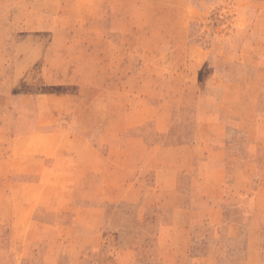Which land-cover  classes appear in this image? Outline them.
<instances>
[{
    "label": "rangeland",
    "instance_id": "obj_1",
    "mask_svg": "<svg viewBox=\"0 0 264 264\" xmlns=\"http://www.w3.org/2000/svg\"><path fill=\"white\" fill-rule=\"evenodd\" d=\"M0 264H264V0H0Z\"/></svg>",
    "mask_w": 264,
    "mask_h": 264
},
{
    "label": "crops",
    "instance_id": "obj_2",
    "mask_svg": "<svg viewBox=\"0 0 264 264\" xmlns=\"http://www.w3.org/2000/svg\"><path fill=\"white\" fill-rule=\"evenodd\" d=\"M225 130H228V129H225ZM227 136V134L226 135H222V136H220V137H226ZM250 150H249V154H251V156L254 154L255 155V157L254 158H256L257 159V144H255V143H253V142H250ZM250 156V157H251ZM257 161V160H256ZM225 164V163H224ZM223 164V167H222V169H225L226 168V165H224ZM228 165V164H227ZM229 166H230V164H229ZM226 174H227V170H226ZM228 175V174H227ZM261 235H263V234H261Z\"/></svg>",
    "mask_w": 264,
    "mask_h": 264
}]
</instances>
